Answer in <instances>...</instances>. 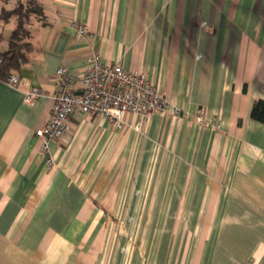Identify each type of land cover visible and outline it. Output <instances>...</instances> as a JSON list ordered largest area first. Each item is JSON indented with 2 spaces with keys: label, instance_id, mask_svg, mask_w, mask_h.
<instances>
[{
  "label": "crops",
  "instance_id": "obj_1",
  "mask_svg": "<svg viewBox=\"0 0 264 264\" xmlns=\"http://www.w3.org/2000/svg\"><path fill=\"white\" fill-rule=\"evenodd\" d=\"M39 1L20 86L0 80V264H264V124L251 118L264 0ZM16 26L0 23V52ZM94 52L180 115L118 129L77 114L44 154L36 132L53 102L23 93L53 95L58 69L83 75Z\"/></svg>",
  "mask_w": 264,
  "mask_h": 264
},
{
  "label": "built area",
  "instance_id": "obj_2",
  "mask_svg": "<svg viewBox=\"0 0 264 264\" xmlns=\"http://www.w3.org/2000/svg\"><path fill=\"white\" fill-rule=\"evenodd\" d=\"M80 35L90 32L85 25L77 28ZM2 59L0 58V63ZM60 89L53 95L40 87L32 86L24 91L27 104L39 100L53 102L52 115L48 123L36 132L41 151L50 153L51 143L62 139L77 114L91 118H104L118 129L127 125L126 117L132 115L145 122L153 112L180 115L173 107L167 94L140 72L127 71L120 63L106 62L99 52L88 59L83 75L71 72L62 66L57 71ZM20 77L12 73L5 82L10 88L18 89ZM198 119L205 123V114L199 112ZM220 127V124H213ZM53 165L51 156L48 166Z\"/></svg>",
  "mask_w": 264,
  "mask_h": 264
},
{
  "label": "trees",
  "instance_id": "obj_3",
  "mask_svg": "<svg viewBox=\"0 0 264 264\" xmlns=\"http://www.w3.org/2000/svg\"><path fill=\"white\" fill-rule=\"evenodd\" d=\"M12 19L17 20V26L10 36L8 49L0 52V80L3 82L29 61L31 26L45 20L44 8L39 0H0V23H9ZM251 118L264 124V101L254 103Z\"/></svg>",
  "mask_w": 264,
  "mask_h": 264
},
{
  "label": "rangeland",
  "instance_id": "obj_4",
  "mask_svg": "<svg viewBox=\"0 0 264 264\" xmlns=\"http://www.w3.org/2000/svg\"><path fill=\"white\" fill-rule=\"evenodd\" d=\"M12 26H15L14 22L12 23ZM6 33H7V35H10V30H7Z\"/></svg>",
  "mask_w": 264,
  "mask_h": 264
}]
</instances>
